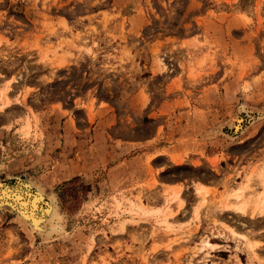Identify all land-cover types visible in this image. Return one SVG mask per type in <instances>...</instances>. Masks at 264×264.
I'll list each match as a JSON object with an SVG mask.
<instances>
[{
	"label": "rangeland",
	"instance_id": "1",
	"mask_svg": "<svg viewBox=\"0 0 264 264\" xmlns=\"http://www.w3.org/2000/svg\"><path fill=\"white\" fill-rule=\"evenodd\" d=\"M263 180L264 0H0V264H264Z\"/></svg>",
	"mask_w": 264,
	"mask_h": 264
},
{
	"label": "bare ground",
	"instance_id": "2",
	"mask_svg": "<svg viewBox=\"0 0 264 264\" xmlns=\"http://www.w3.org/2000/svg\"><path fill=\"white\" fill-rule=\"evenodd\" d=\"M6 91V90H5ZM7 92V91H6ZM5 92V93H6ZM4 93V94H5ZM242 110V109H241ZM244 111V110H243ZM246 111V110H245ZM241 120V119H240ZM241 121L238 120L237 123H235V125L239 124ZM233 125V124H231ZM237 127V126H236ZM239 128V127H238ZM237 129V128H235ZM236 131V130H235ZM262 175V174H261ZM263 179V177L261 178ZM262 181V180H261ZM29 182V181H28ZM25 183V185H20V186H16V187H13V188H8V187H2L0 188V201L2 200L3 202H0V206L2 207L3 206V203L6 204V202L4 200H7V201H11L12 203H15L16 206L20 205V210L23 211V213H25L26 216L22 215L21 213H19V216L18 218L22 220V222L28 226V223L27 221L28 220H31L32 224L30 225L31 226V232L32 230L34 231H41L42 228H43V231L44 232V224L42 219H39L37 218L38 216H36V213H37V208H38V205L41 203L42 201V198H43V194H42V190L41 189H38L37 192L35 194H30V186L31 184H28ZM248 183V181H247ZM243 184L240 188H238L236 191H235V200L233 203H230L229 205L234 208L233 210H236L238 211L239 214H244L245 213V209L246 207H249V201L248 200H243L244 198V194L246 192V190L249 187L250 184ZM264 186V180H263V184ZM261 185V186H262ZM1 187V186H0ZM38 188V186H37ZM201 186H199L197 183L195 185V191L197 194H201ZM255 188V187H254ZM253 189V188H252ZM250 189V190H252ZM257 189V188H256ZM256 189H253V192H256L257 191H254ZM41 190V191H40ZM248 191V190H247ZM180 192H181V188L177 191L174 192V195H173V198L172 199H178L179 200V195H180ZM250 194V193H249ZM254 194V193H253ZM258 194V193H257ZM264 195V192H261L257 195L256 197V201L253 202V203H250L252 204L251 206H253V210L254 211H263L264 209V197H262ZM249 196V195H248ZM198 197V196H197ZM245 198H246V195H245ZM13 200V201H12ZM50 200V199H49ZM24 201V202H22ZM54 201V200H53ZM51 206V205H50ZM0 207V208H1ZM229 208V207H228ZM252 208V207H251ZM226 209V208H225ZM50 210L48 209L47 211H43V212H46L48 214V217H47V223L48 224H51V222H53L54 218L57 217V214L55 212H49ZM52 211V210H51ZM253 211V212H254ZM51 213V214H50ZM38 214V213H37ZM23 217V218H22ZM30 222V221H29ZM45 222V223H46ZM30 224V223H29ZM44 224V225H43ZM43 225V226H42ZM46 227V226H45ZM53 227V226H52ZM50 226V228H52ZM53 231V229H51ZM232 231V230H231ZM54 232V231H53ZM235 234V232L233 233ZM45 235V234H44ZM49 236V235H47ZM258 244H255V245H251V250L254 251V248L256 247V249L258 248L257 247ZM260 246V245H259Z\"/></svg>",
	"mask_w": 264,
	"mask_h": 264
},
{
	"label": "crops",
	"instance_id": "3",
	"mask_svg": "<svg viewBox=\"0 0 264 264\" xmlns=\"http://www.w3.org/2000/svg\"><path fill=\"white\" fill-rule=\"evenodd\" d=\"M186 209L187 207H184V208H181L179 209L178 213L180 216H183L185 215L184 213L186 212ZM234 208H227V209H224L222 211H219V212H216L214 214H212V218H216L218 220V222L222 221L224 222L225 224L231 226V228H233L236 233L238 234H241V235H244V236H247V237H250V240L253 244H256L258 241L257 237L256 236H253L251 235L250 236V232H249V227L246 226V227H242L240 225V222L241 221H237L239 218H236V217H241L243 220V217L247 216V217H250V215L248 214H239L238 211L236 210H233ZM246 209H248L246 207ZM258 214V213H257ZM195 215H194V211L193 209H190L189 210V213H188V216L186 217L188 220H194L195 219ZM200 217H202V214L200 215ZM238 243L241 242L240 238H234ZM241 244V243H240ZM215 245L217 246H220L218 244V242L215 243ZM260 256L264 257V250L263 252H261Z\"/></svg>",
	"mask_w": 264,
	"mask_h": 264
},
{
	"label": "water",
	"instance_id": "4",
	"mask_svg": "<svg viewBox=\"0 0 264 264\" xmlns=\"http://www.w3.org/2000/svg\"><path fill=\"white\" fill-rule=\"evenodd\" d=\"M3 186H5V185H3ZM5 202H6V204L5 205L3 204V208H8L9 210L14 211L17 215H19V213H21L22 215L26 216L25 213H23V211L18 209V207L16 205H14L11 201H5ZM41 202L43 203V201H41ZM42 203H40L38 205V208H37L38 215L43 214L44 209L42 208Z\"/></svg>",
	"mask_w": 264,
	"mask_h": 264
}]
</instances>
